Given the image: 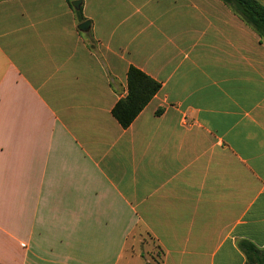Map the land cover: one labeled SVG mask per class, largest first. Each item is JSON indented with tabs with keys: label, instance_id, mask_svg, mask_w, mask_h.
<instances>
[{
	"label": "crops",
	"instance_id": "0c3cea01",
	"mask_svg": "<svg viewBox=\"0 0 264 264\" xmlns=\"http://www.w3.org/2000/svg\"><path fill=\"white\" fill-rule=\"evenodd\" d=\"M0 0V264H244L264 248V44L221 0ZM264 6V0H255ZM83 21V22H84ZM133 66L159 91L122 129ZM154 263V262H153Z\"/></svg>",
	"mask_w": 264,
	"mask_h": 264
},
{
	"label": "trees",
	"instance_id": "16d2710c",
	"mask_svg": "<svg viewBox=\"0 0 264 264\" xmlns=\"http://www.w3.org/2000/svg\"><path fill=\"white\" fill-rule=\"evenodd\" d=\"M242 21L251 27L264 44V6L255 0H221ZM78 21L83 22L81 7L74 11ZM126 96L118 100L111 115L122 129H126L159 91L160 84L139 69L130 66L126 73ZM239 249L245 257L244 264H264V248L258 249L248 241H241ZM157 264V263H145Z\"/></svg>",
	"mask_w": 264,
	"mask_h": 264
},
{
	"label": "rangeland",
	"instance_id": "374dc122",
	"mask_svg": "<svg viewBox=\"0 0 264 264\" xmlns=\"http://www.w3.org/2000/svg\"><path fill=\"white\" fill-rule=\"evenodd\" d=\"M136 242L140 244L144 253L152 259V263H158L160 259V252L156 246H154L143 233H138L134 236Z\"/></svg>",
	"mask_w": 264,
	"mask_h": 264
},
{
	"label": "water",
	"instance_id": "95a60500",
	"mask_svg": "<svg viewBox=\"0 0 264 264\" xmlns=\"http://www.w3.org/2000/svg\"><path fill=\"white\" fill-rule=\"evenodd\" d=\"M81 0H73V1H71V6H72V8L75 10V11H77V10H79L80 9V6H81ZM88 26H89V23L87 22V21H84V22H82V23H80L79 25H78V29L80 30V31H85L87 28H88Z\"/></svg>",
	"mask_w": 264,
	"mask_h": 264
}]
</instances>
